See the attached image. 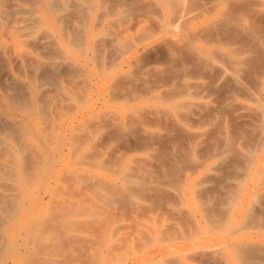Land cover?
Returning <instances> with one entry per match:
<instances>
[{"label":"bare ground","instance_id":"1","mask_svg":"<svg viewBox=\"0 0 264 264\" xmlns=\"http://www.w3.org/2000/svg\"><path fill=\"white\" fill-rule=\"evenodd\" d=\"M144 2H147L146 5H143ZM135 34L136 36L138 35L137 38H134ZM132 37L133 39H131ZM246 44H249V46L252 44V51L255 50L256 54L261 55L264 60V0H0V264H51L53 261L56 262L58 260V256H54L55 259L57 258L56 261L54 260L53 252L69 253L79 243L81 247L85 244V249L87 248L86 245H88L89 253L85 252L84 248L81 249L88 255L85 253L84 255L82 252H79V255L82 253L83 257L87 256L85 258L89 260V264H155V262L157 263V261L163 259V254L166 250L172 251L177 248H186L189 245L194 247L196 244L203 247L205 249H202L203 251L208 250V252H210L209 250L213 252L217 247L223 248L230 255L229 258L232 259V264H253L254 262L258 263V260L263 262L264 75L260 76L262 73L258 72V75L255 72V76L258 75L260 78H257V76L255 79H259V81L255 80L256 84L254 85L250 83V87L246 86L248 85L246 81L243 82L244 80L241 76L244 75L245 71L246 73L251 71L244 68L243 74L241 73L245 52L247 50L248 53L252 49H248ZM155 51L160 52L165 59L161 58V60L167 63L166 70H163L165 73L160 68L161 63H158L162 71L160 75L164 74L161 75V78H159V75L158 77L155 76V78L164 82L168 92L166 90V92H163L169 94L162 96L163 94L160 93L165 87L164 89L162 87L160 92L157 90L158 88L156 89L158 85H162L158 84L160 83L158 81L150 96H146L145 92H141V94L144 93L145 97L136 105L133 101L138 98L141 90H135L139 92L137 93L138 96L134 93L137 96L135 98L134 90L131 93L122 94V90H119L121 89L120 86L123 84L122 89H125L126 83H129L132 88L131 83H134L133 85L135 86V83H140L139 79L141 80L145 75L146 78L147 74H159V72L154 73L150 70V73L148 71V65L152 64V57L157 55H152ZM249 55L252 56V53L249 52ZM157 58L155 61L158 60ZM256 59L258 58L256 57ZM259 59L257 60L258 62L262 60ZM161 60L159 61L162 62ZM252 60L250 58V61ZM245 63L247 64V62ZM257 63L252 65V67L258 66ZM260 63L261 68L259 66L257 68L262 70L264 65ZM163 64L165 65V63ZM164 65L163 69L166 66ZM255 67L252 69L257 71ZM151 68L157 69L152 66ZM262 71L264 72V70ZM250 73L247 74L249 77ZM254 74L252 73V75ZM223 77H228L232 82L229 80L227 84ZM190 78H208L205 81L212 78L221 79L222 81L224 79V84L229 85L230 82L234 84L231 85L234 86L231 89L233 94L237 95V92L238 94L242 92V95L249 93L247 96H250L251 101L254 103V107H251L252 109L255 108L256 111L253 110L259 114L260 121L253 124L251 123L253 120H251L247 124L251 123V126L256 124L260 134L257 133L255 138L259 137V139H253L256 134H252V131L256 129L253 128V130L251 128L249 140L253 137L251 140H256L257 142L254 141L255 144L252 143L251 145H254H250L248 148L243 146V148L248 149V154L243 156L245 154L242 151L240 152L236 145H234L236 149L231 145L235 131H233V136L227 135L226 132L221 133V126H218L220 120H212L214 123L219 121L217 128L220 127L217 130L220 132V135L217 134L220 137H215V139L213 136L214 141L217 143L221 142L228 148L231 145L235 149L233 152H240V154L234 156V153L232 154L230 150L231 152H227L225 155H232L234 158L237 157V161L238 159L241 162L244 161L241 165L238 162L235 163L237 168L242 169H237L242 171V173L240 172L242 179L240 182L238 181L237 185L231 180L235 185L233 186L232 184L231 186L227 184L230 181L227 182V179H222L226 180L227 186H231L229 191L225 190V193L222 191L224 198L225 194L229 192L228 195L226 194L227 202L222 201L216 210L212 209L218 206L211 204L213 208L210 209L209 207L208 211H211L209 214L202 207L205 200L203 202L200 200L202 204L200 202L196 209H190L187 214L184 213L186 211L182 208L184 212L179 214L184 213L186 217L180 216L183 218L178 220L176 219L177 216H175L176 220L169 221L170 225L166 226L151 222V219L148 220L152 224L137 220V224L132 222L135 227L130 223L134 227H131L132 233H126L131 231L127 230L130 228L129 226H127V229L123 228L125 225L120 227V222L117 223L118 228L115 225L114 210L116 208L114 209V206L126 204L127 208L131 207L136 199L140 198L141 200L142 198L143 200V193L149 195L153 193V190L148 188L151 183H153L151 187L154 184L156 186L158 183H155L158 178L154 182L151 178L148 179L146 174L147 177L145 178V175L141 173L142 168L147 165L145 163L149 161L140 162L138 171L135 169L137 164L134 167L130 164L133 159L131 158L133 150L138 148V150L142 151L143 147H146L144 150L148 148L147 145L141 147L139 144L141 139L143 140L141 142H144L141 144H145L147 139L145 137L142 138V134L139 135L140 132L137 134L135 127L136 125H141L144 131L146 124L144 125L140 122V124H136L132 120L138 118L145 108L154 109L163 116L167 115L173 121L182 119L185 113L187 116L192 105L195 104L193 101H189L187 97L193 95L191 86L193 87L192 84L197 82L192 81L193 83H190ZM148 80L146 79V81ZM212 80L211 82L213 83L216 81V79ZM246 80L249 81L247 78ZM152 82L154 81L152 80ZM152 82L149 83L152 84ZM149 83L145 82L146 85ZM197 83L194 86L198 88L201 83ZM141 84L143 85V83H140V86ZM214 84L212 86L215 89L216 86ZM221 85L219 86L221 87ZM227 85L226 89H228ZM151 87L145 88L147 90L150 89V92L154 86ZM200 88L196 90L199 95H201ZM222 88L225 89V87ZM227 91L231 93L229 89ZM220 94H218V97ZM227 96L229 95L227 94ZM230 97L232 98L227 97L225 100L229 99L232 101L234 96L231 95ZM240 97L243 98L245 96ZM199 103L203 104L201 101ZM221 103H223L222 106L224 107V103L227 102L223 100ZM239 103L238 107L246 105L242 101ZM207 104L209 105V103ZM231 105L232 103L229 106L235 108L234 106L237 104ZM246 106L250 110V106ZM216 107L218 108L219 106ZM238 107L235 109H238ZM203 108L204 110H202ZM203 108L199 109L202 112L206 111V106ZM194 109L197 110V108H193V111ZM210 109L206 112L208 115L203 112L205 113V120L207 116L209 117ZM231 109L230 111L234 112L235 109ZM242 109L245 110L244 107ZM193 111L191 112L195 113ZM225 111L229 113V109ZM246 111H244V114ZM251 111H249L250 117ZM227 112L226 116H228ZM197 113L203 115L199 110H197ZM230 113L232 114V112ZM146 114L143 112V116H141L145 120L147 117L149 118V113ZM237 114L234 115L237 116ZM247 115L248 113H246ZM153 116H156V114H153ZM126 117L129 118L126 119ZM193 117L191 116L190 118H196ZM213 117L215 115L210 116V118ZM248 117L246 121H249ZM130 118L133 119L129 120ZM100 119L101 121L103 120L101 123ZM184 119H186V122L188 121L187 118ZM199 119L198 121L200 122L203 117ZM204 119L202 121H205ZM231 120H229V123L232 122ZM134 121L136 122L137 120ZM163 121L165 120H162V124H165ZM191 121L193 123L194 120ZM209 121L206 120L204 123L207 124ZM233 121L232 125L237 124V126L241 125L239 127H242L243 124L241 122L243 120H237L240 122H238L239 124L235 120ZM188 122L186 125H189ZM152 123L158 122L153 120ZM174 123L177 124L178 122ZM159 124L158 127H160ZM164 124L163 126H165ZM178 124L181 125L180 123ZM244 125L243 129L241 128L242 130L245 128ZM99 126L105 127L107 133L109 129L110 132L114 131L115 134H118L116 140L118 139L120 144L122 142H120L119 136L122 139L121 141L124 140L125 144H123V147L121 145L122 149H124L123 152L116 154L111 152L112 150L110 149L107 152L102 149L105 148V144V146L101 145V143L97 144V146L101 145L100 148L91 144V140L98 136ZM148 126H150L149 123ZM177 126L175 127L178 128ZM237 126H234V129L237 130L238 128L237 131H239L240 128ZM168 127H166L168 131L160 128L165 131V133L162 132L165 135L169 133V130H172L169 128H173V126ZM175 127L173 128V133L181 129L180 127L178 129ZM137 128L141 127L138 126ZM206 128L208 127L206 126ZM246 128L248 127L246 126ZM246 128L243 132H246ZM250 130H247L249 131L248 135ZM182 131L184 133L185 130ZM237 131L236 133H238ZM104 132L101 133L103 136L100 137L106 139L108 135L105 137L104 134L106 135V133ZM114 132L112 134L108 133V137L113 135ZM145 132L147 131L145 130ZM230 132L229 134H231ZM243 132L239 131L242 138L244 137L241 136ZM159 133L161 134V132ZM173 133L171 134V137H175L173 141H170V136L168 137L170 139L165 140L166 142L170 141V144H166L167 146L170 145L171 147V144H173L174 148L176 147L172 150V159L176 164L172 165L171 159L167 158L165 160L170 159V165L168 166L167 162L169 161H166L167 165L164 164L165 169H160L163 171L161 172L162 174L158 173L161 174V178L168 180L166 184L170 188L172 187L173 191L175 189L178 195H180L178 193L180 191L182 194L180 202L184 204L189 200L195 201L196 195L200 196L196 194L197 182H194L192 172L181 175L186 171L187 168L185 166L189 162V160L185 161L191 158L186 159L187 154L194 153L197 142L200 139L196 140V137L194 138L193 136L189 139L192 134L188 136V134L184 133L185 135H182L181 131L174 133L178 134L177 136H173ZM202 133L205 134L204 132ZM208 134L215 135L214 132H209ZM243 134L245 135L247 132ZM129 137L136 138L134 139L135 141L140 139L139 143L134 142L132 138V141H130ZM111 138L115 139L113 136ZM237 138L239 137L237 136ZM244 138L243 142L245 143L248 137ZM116 140L115 142H117ZM103 141L106 140L103 139ZM203 141L206 142L207 140ZM133 144H136L137 147ZM213 144L215 145L214 142ZM208 147L211 148V146H207L208 150ZM162 148L165 150L164 146ZM216 148L219 147L216 146ZM219 149L223 148L220 146ZM224 149L226 150L227 148ZM157 150H153L151 154L156 153ZM222 153H224L223 150ZM145 154L140 155L139 158L141 159ZM215 154L217 155L219 152H215ZM240 155L245 160L244 158L241 159ZM153 156L157 157V154ZM198 157L201 158L202 156L198 155ZM225 157L227 156H223V159H218L215 163L220 164L219 162H221L224 165L222 161L225 162V159H227ZM200 158L198 159L200 160ZM201 159L203 160L204 156ZM236 159L234 160L236 161ZM160 160H163V157ZM165 160L157 162L163 163ZM191 160L192 158L190 159L192 163ZM227 160H229V157ZM136 161L135 163L139 162ZM179 162L182 164H178ZM184 162L185 169L183 172V169H179L182 168L181 166ZM229 162L232 163L231 160ZM229 162L227 161L228 164ZM198 163L200 164L199 161ZM179 165L181 166L179 167ZM235 165L230 166L234 167L233 169L236 171ZM190 166L194 167L195 165ZM193 167L192 169H194ZM196 167L195 170L197 169ZM223 167L230 168L228 165ZM159 168L161 167L159 166ZM148 169L146 167L145 171L149 172L150 169ZM157 171L156 169L154 172L156 173ZM177 171L182 172H179V175L182 176L181 178H177ZM222 172L224 171L221 170V174ZM214 173L216 172L214 171ZM230 173L232 172L225 174L230 176ZM149 174H151V171ZM207 174L210 173L207 172ZM232 174L234 175V172ZM237 175L239 176L235 172V175L230 176V178H234ZM217 177L220 178L219 176ZM204 178L206 177L204 176ZM215 182L207 185L212 187V184L217 185ZM160 184L162 185V183H158L157 187ZM166 184L159 188L164 187ZM222 184L221 187L217 185L220 191L222 188L225 189L227 187H222ZM204 187L207 188V186ZM204 187L202 186L203 190L205 189ZM153 188L158 193V189L156 187ZM170 188L169 190H172ZM146 189L147 191L150 190V193H146ZM214 191L215 188L212 192L214 193ZM220 191L217 196L218 190H216V198L221 196L222 192ZM204 192L209 193L210 191L208 189V191L205 190ZM156 193L154 192L153 195ZM170 194L171 197L175 196L173 193ZM201 194L204 196L203 192ZM164 195H167V193ZM160 196L159 198L163 199V196H161L162 198ZM151 197L149 198L153 199V201H149L150 199L148 198L144 199H147L152 207L156 203H153L155 199L152 195ZM208 197L210 196L208 195ZM214 198L211 200L214 201ZM147 201L145 203L149 206ZM223 202H226L225 206H223ZM127 203H130V205ZM136 203L138 201L133 204L136 205ZM139 203L142 204L136 206L146 207L142 206L145 205L143 201ZM160 203V201H157L156 206ZM162 204H164V201L161 203V206L164 207ZM167 205L165 204V206ZM221 205L222 207H220ZM136 206L130 208L134 209L132 212L140 210V207ZM161 206L157 207L161 208ZM124 207L117 208L125 209ZM147 209L149 208L147 207ZM162 209L164 210L163 213L168 210ZM117 210L119 212L122 211L121 209ZM147 211L145 212L146 214ZM175 211L177 212V209ZM138 212L140 214V211ZM115 215L118 216L117 213ZM126 215L128 216L129 214ZM204 216L205 223H203L204 220H201ZM129 217L126 218L128 219ZM158 217H160V213ZM118 218H121V216ZM126 218L122 219L125 224L124 219ZM148 218H151V216ZM123 221H121L122 225ZM120 228H123V231L126 229V234ZM122 234L124 235L122 236ZM19 236L20 239L23 236V242H19ZM87 236L92 239V247H90L89 243L86 244V241L84 243L79 240ZM259 241L263 245L257 246L260 243L257 244L256 242ZM30 243L33 245H30ZM22 245L27 251L21 250ZM34 245L35 247H31ZM213 245L219 246H214L213 249ZM199 249V247L195 248L197 252L201 250ZM78 250L81 251L79 248ZM216 251L215 254L218 255ZM218 251V256L220 257L222 250ZM208 252L207 255H210ZM38 253L45 254V257L42 254V257L39 255L41 258H38L39 256L35 258L34 256H37ZM68 253L67 256L73 259ZM179 253H174L178 259L174 257L176 259L173 258V260H176V264L177 262L178 264L183 262L185 264V253L184 255ZM193 253L195 254V252ZM222 253L224 252L222 251ZM170 254L168 260L171 258ZM201 254L198 253L200 256ZM207 255L205 254L204 256L206 257ZM82 256L80 255V258ZM196 256L186 257L187 259L192 258L190 260L192 261ZM200 256L198 261H200ZM66 257L64 256L65 259L69 258ZM201 257L203 258V256ZM221 258L220 261L222 259L224 261V258ZM75 259H69V262L67 261L68 263H66L74 264L77 260ZM165 260L164 263L167 264L168 261ZM173 260L168 263L172 264ZM71 261L73 262L71 263ZM193 261L197 262V260ZM77 262L75 264H78ZM223 263L226 264L227 261Z\"/></svg>","mask_w":264,"mask_h":264},{"label":"rangeland","instance_id":"2","mask_svg":"<svg viewBox=\"0 0 264 264\" xmlns=\"http://www.w3.org/2000/svg\"><path fill=\"white\" fill-rule=\"evenodd\" d=\"M144 3H145V2H144ZM144 3H143V5H146L147 2H146L145 4H144ZM137 36H138V35H137ZM137 36H136V34H135L134 38H137ZM131 39H133V37H132ZM246 45H247V44H246ZM251 45H252V44H251ZM251 45L249 46V44H248L246 47H247L248 49H251V48H252ZM249 47H250V48H249ZM247 48H246V49H247ZM252 50H253V48H252L251 50H249V52L252 53V56H250L251 54L249 55V52L247 53V50H246V52H245L246 54H245V56H244V63H243L242 66H241V73H242V74H243L242 71H244V68H245V70H251V71H250L251 73H250L249 71H247V73H246V71H245L246 74L244 73V75L241 76L242 79L244 80L243 82L246 81V84H248V85L245 84V85L248 86V87H250L251 84H253V85L256 84V81H259V79H258V80L255 79V78L259 75L258 72H260V74L262 73L260 76L264 75V72L262 71V70H264V66H263L262 70L260 69L261 71L259 70V68H257L258 66L260 67V65H259L260 62H261V63H260L261 65H264V60L262 59L261 55H259L258 53L256 54L255 50H254V51H252ZM253 53H255V54H253ZM154 54H155V55L157 54V55L155 56ZM247 54H248V55H247ZM152 55L155 56V57H152V59H151V60H152V61H151L152 64L150 63V64L148 65V68H149L148 71L150 72V70H151V72H154V73L159 72V74H158V73H157V75H156V74H154V75L150 74L151 76H150L149 74H147V77H146V78H145V76H146V75H145L144 77H142L141 80L139 79V81H141L140 83H143V85L141 84V86H140V83H137V82H136L137 85H136V83H135V86L133 85L134 83H131V84H132V88H131L130 84H129V83H126V85H125V89H124V88L122 89L123 84H121V85H122V86H120L121 89H119V90H122V91H121L122 94H126V92H127V93H131L132 90H134V91H135V90H138V91L141 90L139 96L137 95V93H139L138 91H135V92L133 91V94L136 93V95L138 96V98H137V96L134 94V96H136L135 98H137V99H136L135 101H133V103H134V104L136 103V105L142 101L143 97H145V96L143 95L144 93L141 94V92H145V94H147L146 96H150L151 93L153 92L154 88L157 86L156 83H157L158 81L160 82V83H158V84H162V85H158V86L156 87V89L158 88L157 90L160 92V91H161V88L163 87V89H164V87H165V89L162 90V92H160V93L163 94L162 96H164V95H166V94H167V95L169 94V93H166V94H165V92H166V91L168 92V90H167L166 85L164 86V82L158 80V78H157V79L155 78V76L158 77V75H159V78H161V75H163V74L165 73L164 71H165L166 68H167V63H166L165 61L163 62V60H165V59H164V57H162V54H161L160 52L155 51V53H153ZM258 55H259V56H258ZM246 56H247V58H246ZM156 57H158V58H157V59H158L157 61H155V60H156ZM256 57H257L258 59L260 58L259 60H261V59H262V60L258 62V61H257L258 59H256ZM159 58H160V59H159ZM161 58H162L163 60H161ZM250 58H251V60L253 59L254 61H253V60H252L253 62L250 61ZM255 59H256V60H255ZM153 60H154L155 62H154ZM159 60H161L162 62H160ZM256 61H257L258 63H257ZM262 61H263V62H262ZM245 62H247V64H246ZM251 62H252V63H251ZM254 62H255V63H254ZM158 63H159V64L161 63V64H160L161 67L159 66ZM163 63H165L166 66H165ZM253 63H254V64H253ZM256 63L258 64V66L256 65V67H255V66L252 67V65H255ZM162 64L165 66L164 69H163V65H162ZM249 65H250V66H249ZM151 66L154 67V68H157V69H159V70H157V69L154 70V69L151 68ZM247 66H248V67H247ZM159 67L162 69V71L164 70V71H163L164 73L161 74V75H160V73H162V71L160 70ZM254 67L256 68L257 71H254L255 69H252V68H254ZM247 68H248V69H247ZM260 68H261V67H260ZM252 70H253L254 72H253ZM151 72H150V73H151ZM255 72H256V74H258L257 76H255V75H256V74H254ZM249 73H250V77H249V75H247V74H249ZM252 73H253L254 75H252ZM148 75H149V77H151L152 79L149 78ZM245 75H247V77H245ZM153 76H154V77H153ZM253 76H254V78H253ZM260 76H258L257 78H260ZM243 77H244V78H243ZM248 77H249V78H248ZM251 77H252V78H251ZM223 78H224V77H223ZM227 78H228V77L224 78L225 81H226V83L230 80L229 78H228V79H227ZM246 78H247L249 81H247ZM146 79H149V80L146 81ZM207 79H208V78H205V79H201V78H190V79H189V82H190V83H193L192 81H194V82L197 81V82L201 83V85L199 84V86H200L201 88H203V90H201L200 87L197 88V87L194 86V84H198L197 82L194 83V84H192L193 87L191 86V92H192L193 95L190 96V97H187V98H188L189 101H193L195 104L192 105V108H191V110L189 111L190 114H189V112H188V115L186 116V113H185V116H186V117L183 116L182 119H179L178 121H173V120H172L170 117H168L167 115H164V116H163L161 113H158V112H157L156 110H154V109L152 110L151 108H145L144 110H146V111L143 110V111L141 112V114H140V116H139L140 118H139V117H138V118H134V117H133V118H134V119L132 118L133 120H132L131 118L129 119V120H132V122H133V123H136V124H138L139 122H140V123H143L144 125L146 124V126H144V128H146L145 130H146L147 132H145V130L143 131L141 125H136V126H135L136 129H137V130H136L137 134H138V132H140L139 135L142 134L141 137H142V138L145 137V138L147 139V140H146V139L144 138V139L146 140V141H145V144H141V143H144V142H141V141H143V140L141 139L140 136H139V138H140L141 140H140V139H137V141L134 140V139H136V138H134V139H133V137H131V138L133 139L134 142H138V143H139V140H140V143H139V144L141 145V147H142L143 145H147V146H148V148H147L146 150H144L146 147H145V148L143 147V150H142V151H140V149L138 150V148H137L136 150H133L132 153H131V156H132L131 158H133V159L131 160L130 164H131V166L133 165L132 167H134V166L137 164V166L135 167V169L138 171V165H139L140 162H141V163H145V162H148V161H149L148 163H145V165L147 164L146 167H147V169H148V168L150 169L151 174H149L150 171H149V172H148V171H147V172L145 171V170H146V167H145V168H142L141 173H142L143 175L146 174L148 177L145 175V178H146V177H147L148 179L151 178L154 182L156 181L155 179H157V178L159 179V178H160L159 181H158V179H157V181H156L155 183H157V182H158V183H162V185L168 183V180H167V179H163V178H161V174H162L161 172H163V171H161L160 169H162V168L165 169L164 164H166L165 162H166V161H169L170 159H171V164H172V165H175V164H176L175 161L172 159V156H173V155H172V150L175 149L176 147L174 148V145H173V144H171V145H172L171 147H170V145H168L169 147L166 145V144H168V143L170 144V141H173V139L175 138V137H174V138L171 137V134L173 133L172 131L174 130L173 128H174L176 125H178L177 127H178V128L180 127L181 129L179 130L178 128L175 127L176 129H178V130H176L177 132H180V131H181V132H182V135L185 133V134H188V136H189L190 134H192L191 136H189V139H191L192 136H193L194 138L196 137V140H199V139H200V140L197 142V143H198V144H197L198 146L196 145V148H195L194 153H189V154H187V156H186V159L189 158V157L192 158V160H191L192 163L190 162V159H191V158H189V159H187V160L185 159L186 161L184 160L185 162H187V161L189 160L188 164L186 163V166H187V167L185 166V162H184V164H183L182 166L179 165V167H180V166L182 167V168L179 169V170H182V169H183V172H184V169L187 168V169H186L187 172H186V171H185L184 173H182L181 171H179V172L182 173V174H181L182 176H183L185 173H191V172H192L191 174L193 175V180H194L195 183L197 182V183H196V186H197V187H196V190H197V191H196V192H197L196 194L200 195V196L203 197V198L201 199L200 196H197V195H196V196H195V201H190V200H189L188 202H185V203L183 204V203L180 202V199H181L180 196H182V194L180 193V191H178V193L180 194V195H178L177 192L175 191V189H174V191H173V188H172V187H171L172 190H169L170 187H169L167 184H166L167 186L164 185V187L159 188V187H161L162 185L160 184L159 187H157V186H158V183H157L156 186H155V184L153 185V187H156V188L158 189V191H157L158 193H156V191H154L155 188L151 187V186H152L151 184H153V183H151V184H150V187H151V188H150V187H148V188H149V189H152L153 191H152V190H151V191H152L153 193H154V192L156 193V194H154L155 196L153 195V193H151V195H152L153 198L155 199L153 203H156V204H157V201H158V202L160 201L161 203H162V201H164V204H162V205H164V207L161 206V203L159 204V205L161 206V208L159 207L160 209L157 207V206H159V205L156 206V204H153V203H152L153 205H152V207H151V206H150L151 203H149V202L147 201V199H144V198H148V199H150L149 201H153V199H151V198H152L151 195H149V194H144V193H143V195H142L143 200H142V198H141V200H140V198H138V199H136L135 201H138V203H136V205H139V204L141 205L142 203H139V202H141V201H143V204H144L146 201L149 203V206H150V207L147 206V203H145V205H142L143 207L146 206V207H145V208H146V211L149 210V211H147V214L145 213V212H146V211H145V208H142L141 206H136L135 204H133V203H135V201H133V203L131 202V203H132V206H131V207H135V206H136V207H140V208H139L140 210H138V208H136V210L140 211V214H141V215L139 214L138 211H137V212H136V211L132 212L134 209H130V208H131L130 206L127 208V207H126V204H123V206H125V207H124L125 209L117 208V207H123L121 204H120V206H119V204L117 203L118 205L116 204L117 206H114V209L116 208L115 210H117V209H121V210H122L121 212H119L118 210H117V211L114 210V222H115V225H116L117 228H118L119 226H120V227H123V226L125 225V227H123V228H126V229H127V226H129L130 228L127 229V230H131L132 228L135 227V225H133L132 222L135 224L136 221L138 220V221H140V222H141V221H145V222L148 223V224H152V223H150V221H149L150 219H151V222H156V223H158V224H164V225H166V226H167V225H170V222H172V221H174V220H176V219L180 220V218H183V217H180V216H185L184 213L187 214V213H188L187 211H189L190 209H196V207H198L197 205L201 202L200 200H202V202L205 200L203 204H202V202H201L202 207H204L203 209H204V210H207V212L210 214L211 211L209 212L208 209H209V207H210V209L213 208V206H215V205H213V204H216V206H218L219 204L222 203V201H226V202H227V198H226V197H227V195L229 194V192H228V194L226 193L227 195L225 194V198H224L223 196H224L225 190L229 191V189H230L229 187H231L232 184H233V186H235L234 183H232V182H235V184L237 185V184L241 181V179H242V178H241V177H242V174H241L242 171H239V170H242V169L237 168V166L235 165V163L238 162V164L241 165V164L244 163V161L241 162V161H239V159H238V161H237V159H236L237 157L234 158L232 155H229V156H228V155H225V153H227V152L229 153V152L232 151V154H233V153H234L233 150L235 151V149L237 148L240 152L242 151V152L245 154V155H243V156H246V154H248V149H245L246 146H247V148H248L252 143L255 144V142H257L256 140L259 139V137H256V138H258V139H256L255 136H257V133L260 134V131L257 129L256 124L251 126V123L254 124V123H257L258 121H260V119H259L260 116H259V114H258L257 112H255V111H256L255 108H253V109L255 110V111H254V110L252 109V107H251V106L254 107V103L251 101L252 99L250 98V96H247L249 93H248V94H245V95H242V92H240L239 94H241V95H239L238 92H237V93H236L237 95H235V94H233V93L231 92V89L234 88V86H231V85H234L233 83H231V82H232L231 80H230V81H231L230 84L227 85L229 82H228L227 84H226V83L224 84V82H225L224 79H223V81H222L221 79L212 78L213 80H212V79H209V80H208V81H210V82L205 81V80H207ZM215 79H216V81H214ZM250 79H252V81H250ZM253 79H254V80H253ZM152 80H153L155 83L152 82ZM211 80L214 81L215 84H214L213 82H211ZM220 80H221V81H220ZM255 80H256V81H255ZM137 81H138V80H137ZM139 81H138V82H139ZM253 81H254V83H253ZM145 82H148V83H149V82H152V84L149 83L148 85H146ZM219 82H220V84H218ZM153 83H154V84H153ZM250 83H251V84H250ZM257 83H258V82H257ZM155 84H156V85H155ZM213 84L216 86L215 89H214V87L212 86ZM221 84H222L223 86H222ZM204 85H205V86H204ZM208 85H209V86H208ZM210 85H211V87H210ZM217 85H218V86L221 85V87H220V86L218 87ZM226 85L228 86L227 88L230 90L231 93H229V91H227L228 89H226ZM249 85H250V86H249ZM253 85H252V86H253ZM126 86H127V87H126ZM136 86L138 87V89H137ZM143 86H144V87H143ZM150 86H152V87L154 86V87H153V88L151 87V88H152V89H151L152 91L149 92L150 89L147 90L146 88H149ZM196 86H198V85H196ZM202 86H203V87H202ZM207 86H208V87H207ZM229 86H230V87H229ZM135 87H136V88H135ZM145 87H146V88H145ZM159 87H160V88H159ZM204 87H205V88H204ZM206 87H207V89H206ZM222 87H225V89L222 88ZM126 88H127V89H126ZM129 88H130V89H129ZM139 88H140V89H139ZM196 88H197V89L200 88V91H201L200 94H201V95H199V93H196V92H197V91H196V90H197ZM144 89H145V90H144ZM222 89H223V90H222ZM143 90H144V91H143ZM165 90H166V91H165ZM194 90H195V91H194ZM213 90H214V91H213ZM220 90H221V91H220ZM225 90H226V91H225ZM128 91H129V92H128ZM163 91H165V92H163ZM124 92H125V93H124ZM170 92H171V91H170ZM193 92H194V93H193ZM198 92H199V91H198ZM208 92H209V93H208ZM224 92H225V94H224ZM243 92H244V91H243ZM206 93H208V94H206ZM220 93H221V94H220ZM215 94H216V95H215ZM218 94H220V95H222V96L219 95V97H218ZM223 94H224V95H223ZM227 94H228L229 96H227ZM243 94H244V93H243ZM142 95H143V96H142ZM167 95H166V96H167ZM225 95H226V96H225ZM231 95L234 96L233 99H232V101H230L229 99L226 101L225 99H227V97H229L230 99L232 98V97H230ZM140 96H141V97H140ZM201 96H202V97H201ZM203 96H204V97H203ZM223 96H224V98H223ZM240 96H245V97L242 98V97H240ZM139 97H140V98H139ZM246 97H247V99H245ZM210 98H211V100H210ZM220 98H221V99H220ZM249 98H250V100H249ZM190 99H191V100H190ZM223 100H224L225 102H227V103H224V104H225L224 107L222 106L223 103H221ZM197 101H198V102H197ZM200 101L203 102V104H202V103H199ZM220 101H221V102H220ZM228 101H230V102L232 103L233 106H234V104H235V105L237 104V105H236L237 107H238V103L242 101V102H244V104L250 106V110H248L249 108H247V106L244 105V104H243L244 106H241V105H242L241 103H239V104H241L240 107H238L239 110H238V109H235V108H237L236 106H234L235 108H232V107L229 106L231 103H230V102L228 103ZM238 101H239V102H238ZM196 102H197V104H199V105H197ZM219 102H220V103H219ZM235 102H237V103H235ZM207 103H209V105H208ZM218 103H219V104H218ZM226 104H227V105H226ZM202 105L206 106V109H205L206 111H203V112H205V113L207 112V110L210 109V107H212V108L210 109V112L208 111V112H209V117L207 116L208 113H206V114H207V115H206V116H207V119H206V120H207V121L211 120V121L207 122V124L204 123V122H206V120L204 119V118H205V115H204L205 113L202 112V110H204V108H203L204 106L202 107ZM232 105H231V106H232ZM197 106H198V107H197ZM207 106H209V107H207ZM216 106H219V107L217 108ZM249 106H248V107H249ZM225 107H226V108H225ZM242 107H244L245 110H243ZM193 108H197V110H199L200 113H203V115H200L199 113H197V114H199V115H197V114H196L197 110L194 109V111H193ZM199 108H203V109L200 110ZM207 108H209V109H207ZM214 108H216V109H214ZM224 108H225V109H224ZM231 108H232V109H231ZM218 109H219V112H218ZM223 109H224V111L229 109V113L232 112V114H233V113H234V114H237L239 111H240V112L242 111V112H241V113L239 112V113L237 114V116L239 117V118H238L236 115L233 114V115H234V116H233L231 113L229 114L227 111H225V113H223V112H224ZM230 109H231V110L235 109V110H234V112H233V111H230ZM246 109H247V111H246ZM148 110H149V111H148ZM215 110H216V111H215ZM251 110L254 111V112H252ZM191 111H193V112H195V113H192ZM211 111H212V112H211ZM244 111H246L245 114H244ZM249 111H251V114H250V115H251L252 118L249 116V113H250ZM107 112H108V111H107ZM143 112H145V113H147V114L149 113L148 115H149V118H151V119H149L148 117H147V118L145 117V118H146V120H145L144 117H141V116H143V115L145 116V114L142 115ZM213 112H214V114H213ZM226 112H227V115H228V116H226ZM236 112H237V113H236ZM210 113H212V114H210ZM246 113H248L247 116H246ZM147 114H146V115H147ZM153 114H156V116H153ZM195 114H196V115H195ZM239 114H240V115H239ZM241 114H242L243 116H242ZM190 115H191L192 117L194 116V117H196V118L193 117L194 119H192V118H190V117H191ZM214 115H215V117L210 118V116L212 117V116H214ZM218 115H219V117L217 118ZM229 115H230V116L232 115V116H231V119H232V120L230 119V116H229ZM256 115H257V117H256ZM158 116H159V117H158ZM188 116H189V117H188ZM200 116H202L203 119H204L205 121H202V120H203V119H202V120H201L202 122L200 121V122H201V123H200V122L198 121V120H200L199 118H202V117H200ZM222 116H223V117H222ZM248 116H249V117H248ZM253 116H255V118H253ZM258 116H259V117H258ZM152 117H153V118H152ZM154 117H155V118H154ZM160 117H161V119H160ZM162 117H163V118H162ZM220 117H221V118H220ZM228 117H229V118H228ZM235 117H236V118H235ZM247 117H248L249 121H248V120L246 121V118H247ZM105 118H106V117H105ZM127 118H129V117H126V119H127ZM168 118H169L171 121H170ZM184 118H187V120L189 121V122L187 121V122L189 123V125H186L187 122H186V119H184ZM216 118H217V119H216ZM227 118H228L229 120L232 121V122H231L232 124L234 123L233 120H235V122H237V123L239 122V121H237V120H239V119H240V121L243 120V122H241V124H243V125L245 124V125H244L245 128H246V126L248 127V128H246V132H247V134H245L246 136L248 135V132H249V131H247V130H248V129L250 130L251 128H252V129L255 128V129H256V130H255L256 133H254L255 131L250 130V133H249V135L247 136V137H248V138H247V137L243 134V133H246V132H243V131L245 130V128H244V130H242V129H243V125H242V127H239V126H241V125H238V126H237V124H236V125H232L231 123H229V120H228ZM242 118H243V119H242ZM244 118H245V120H244ZM250 118H251V119H250ZM126 119L124 118V120H126ZM147 119H148L149 121H148ZM195 119L197 120L196 122H195ZM241 119H242V120H241ZM129 120H128V121H129ZM134 120H137V121L135 122ZM153 120H156V122L160 123V124H159L160 127H158V123H154V124H153V123H152ZM162 120H165V121H163V122H165V124L163 123L165 126H163V124H162ZM191 120H194L193 123H191V122H192ZM212 120H214V121L220 120V124H219V121H218V123H217V122L214 123V121H212ZM222 120H223V121H222ZM251 120H253V121H252L250 124L248 123V124H249V125H248L247 122H250ZM255 120H256V121H255ZM102 121H103V120H102ZM102 121H101V119H100V123H101ZM147 121H148V122H147ZM160 121H161V122H160ZM167 121L170 123V126H169V123H168ZM227 121H228V122H227ZM254 121H255V122H254ZM174 122H176V123L178 122V123H180L181 125H179L178 123L175 124ZM184 122H185V123H184ZM103 123H104V122H103ZM103 123H102V124H103ZM140 123H139V124H140ZM148 123L150 124V126H151V124H153L152 126L155 127V128L153 129L152 126H151V127L148 126ZM239 123H240V122H239ZM239 123H238V124H239ZM102 124H101V125H102ZM107 124H108V123H107ZM156 124H157V125H156ZM161 124H162V127H161ZM171 124H172V125H171ZM184 124H185V126H184ZM202 124H203V125H202ZM217 124H219L218 126H221V129H220V127L217 128V127H218ZM221 124H222L223 126H222ZM154 125H155V126H154ZM167 125H168L169 127L173 126V128H169ZM182 125H183V126H182ZM194 125H195V126H194ZM227 125H229L230 128H229V126H228V129H227ZM138 126L141 127V128H137ZM190 126H191V127H190ZM192 126H193V127H192ZM206 126H207L208 128H206ZM234 126L239 127V128H240L239 131L241 130V132H243L241 136H244L245 138H247V140H245V141H246L245 143L243 142V138H244V137H243V138L240 137V133H239V131H237L238 128H237V130H236V129H234ZM249 126H251V127H249ZM164 127H165V128H164ZM166 127H168L169 129H172V130H169V133L166 132V133L170 134V135L166 134V135H168V136H166V135L164 134L165 131H162V129H163V130H167ZM214 127H215V128H214ZM222 127H223V128H222ZM232 127H233V128H232ZM106 128H108V127H106ZM160 128H162V129H160ZM216 128H217V129H216ZM241 128H242V129H241ZM215 129H216V130H215ZM219 129H220V132H221V130H222L221 133L226 132L227 135H229V136H230V135L233 136V135H234V132H233V131H235V135H234V137H233V141H231V145H233V147H234V145L237 146V147L235 146L236 148L234 147L235 149H233V147H231L230 144H229V145H230V148H231V149L228 148V147H226L225 145H223V143H221V142L217 143L216 141H214V138H215V137H216V138H217V137H220V136H218V135H220V132L217 131V130H219ZM159 130H160V131H159ZM182 130H185L184 133H183ZM195 130H196V131H195ZM197 130H198V131H197ZM228 130H229V131H228ZM253 130H254V129H253ZM103 131H105L104 133H106V135L104 134L105 137H106L107 135L109 136L108 133H111V134H112V132H114V131H111V132H110V130L108 129V133H107V132H106L107 130L105 129V127L99 126V133H98V136H97V138H95V139L93 138V139L91 140V144H92V145L94 144L95 146H97V144H100V143H101V145H103V146L106 145L105 148H102V149H103V150H106L107 152H109L110 150H112L111 152H115L116 154H117V153H118V154L121 153V151L123 152L124 149H122V147H123V144H125V142H123L124 140L121 141L122 139H121L120 136H119L120 142H122V144H120L119 141H118V139L116 140V137H118V134H115V132L113 133V135H110V137L107 136L106 139L103 138V137H100V136H103V134H101ZM153 131H154V132H153ZM158 131L161 132V134H160ZM167 131H168V130H167ZM176 131H174V133H176ZM200 131H201V132H204L205 134H203V133L201 134ZM230 131H231V132H230ZM236 131H237L238 133H236ZM251 131H252V134H256V135H254V136L252 135L254 138L251 137V139L253 138V139H256V140H251V139H250L251 142H249V141H250V140H249V138H250L249 136H251ZM136 132H135V135H136ZM156 132H157V133H156ZM162 132H164V133H162ZM191 132H192V133H191ZM194 132H195V133H194ZM196 132H197V133H196ZM199 132H200V133H199ZM209 132H210V133L214 132L215 135H214V134H211V135H210V134H208ZM229 132H230L231 134H229ZM232 132H233V133H232ZM174 133H173V136H177V135H178V134L176 135V134H174ZM152 134H153V135H152ZM185 134H184V135H185ZM194 134H195L196 136H195ZM206 134H208V135H206ZM217 134H218V135H217ZM237 134H238V135H237ZM131 135H133V134H131ZM162 135H163V136H162ZM204 135H206V136H204ZM111 136L115 137V139H114V138H111ZM136 136H137V135H136ZM157 136H158V138H157ZM169 136L171 137V139L168 138ZM213 136H214V138H213ZM232 136H231V137H232ZM237 136H238L239 138H237ZM161 137H162V138H161ZM186 137H187V135H186ZM197 137H198V138H197ZM131 138L129 137L130 141H132ZM137 138H138V136H137ZM159 138H160V139H159ZM163 138H164V139H163ZM187 138H188V137H187ZM216 138H215V139H216ZM245 138H244V139H245ZM97 139H99V140H98L99 143L97 142ZM100 139H101V140H100ZM103 139L106 140V141H103ZM107 139H108V140H107ZM112 139H114V140H112ZM148 139H151V140H148ZM165 139H166V140H167V139H170V141H167V142H166ZM115 140H116L117 142H115ZM164 140H165V141H164ZM202 140H207V141H206V142H205V141L202 142ZM107 141H108V142H107ZM110 141H112V142L110 143ZM150 141H152V143H150ZM210 141H212V142L210 143ZM247 141H248L250 144H249ZM254 141H255V142H254ZM95 142H96V143H95ZM134 142H133V143H134ZM146 142H147V144H146ZM148 142H149L150 144H152L151 147H150V144H149ZM156 142H157V143H156ZM204 142H205V144H204ZM207 142H209L210 144L207 143ZM213 142L215 143V145L213 144ZM239 142H240L241 144H240ZM102 143H103V144H102ZM109 143H110V144H109ZM171 143H172V142H171ZM202 143H203V144H202ZM206 143H207V144H206ZM104 144H105V145H104ZM136 144H137V143H136ZM136 144H133V145H134L135 147H137ZM201 144L203 145V147H201V146H202ZM208 144H209V145H208ZM245 144H246V145H245ZM247 144H248V145H247ZM254 144H253V145H254ZM101 145H100V146H101ZM114 145H115V146H114ZM121 145H122V147H121ZM137 145H138V144H137ZM140 145H138V146H140ZM200 145H201V146H200ZM241 145H242V146H241ZM253 145H251V146H253ZM98 146H99V145H98ZM98 146H97V147H98ZM100 146H99V148H100ZM116 146H117V148H116ZM118 146H120V147L118 148ZM162 146H164L165 150H163ZM166 146H167V147H166ZM207 146H211V148L208 147V148H209V150H208V149H207ZM216 146L219 147V148H220V146H221L223 149L216 148ZM243 146H244L245 148H243ZM113 147H114V148H113ZM160 147H161V148H160ZM204 147H205L206 150L204 149ZM111 148H112V149H111ZM150 148H152L153 150H155V149H156V150H157V149L159 150L158 153H157L158 150L156 151V153L154 152L155 154H157V157H156V156H153V155H155L154 153L151 154V152H153V150H152V149L150 150ZM167 148H168V149H167ZM202 148H203V149H202ZM224 148H227V149H226L227 151H226ZM109 149H110V150H109ZM113 149H114V151H113ZM211 149H212V151H210ZM217 149H218V151H216ZM160 150H161V153H160ZM169 150H170V151H169ZM214 150H215V151H214ZM222 150L224 151V153L221 154ZM230 150H231V151H230ZM175 151H176V150H175ZM175 151H173V152L175 153ZM196 151H197V152H196ZM209 151H210V152H209ZM220 151H221V152H220ZM236 151H237V150H236ZM239 151H238V152H239ZM146 152L148 153V155H147ZM166 152H167V153H166ZM207 152H208V153H207ZM215 152H216V153L219 152V154L216 155ZM240 152H239V153L236 152L237 154L234 153L233 155H234V156H238V155L240 154ZM245 152H246V153H245ZM145 153H146V154H145ZM170 153H171V154H170ZM174 153H173V154H174ZM195 153H196V154H195ZM204 153H205V154H204ZM209 153H210V154H209ZM142 154H145V156L147 155L146 158H144L145 156H144V157L142 156L141 159H140L139 156L142 155ZM241 154H242V153H241ZM151 155H152V156H151ZM189 155H190V156H189ZM198 155H201L202 157L204 156V159L206 158L205 160L203 159L204 162H203V160L201 159L202 157L200 158V157H198ZM159 156H160L161 159H162V157H163V160H165V159H167V158H170V159L165 160L163 163H162V162H161V163H160V162L158 163L157 161H163V160H160ZM223 156H227V157H225V158L228 159V157H229V160H231L232 163H230L229 160H227V159H225V158H224V159H225V162L222 161V163H224L225 166L228 165V167H230V168L223 167L224 165L221 164V162H219V161H218V162H219L220 164H218V163L216 164V163H215V162H217L218 159H220V160L223 159V158H222ZM134 157H135V158H134ZM165 157H166V158H165ZM232 157H233L234 159H236V161H235ZM240 157H241V159L244 158V157H242V155H240ZM138 158H139V159H138ZM198 158H200V160H199ZM134 159H136V160L139 161V162H138V163H135L136 160L133 161ZM143 159L146 160V161H144ZM147 159H148V160H147ZM151 159H152V160H151ZM141 160H142V161H141ZM172 160H173V162H172ZM201 160H202V161H201ZM226 160L229 162V164L227 163ZM244 160H245V158H244ZM137 161H136V162H137ZM151 161H152L153 163H152ZM198 161L200 162V164L198 163ZM233 161H235V162H233ZM156 162H157L158 164H157ZM181 162H183V161H181ZM181 162H179L178 164H182ZM134 163H135V164H134ZM149 163H150V164H149ZM151 163H152L153 165H152ZM194 163H195V164H194ZM159 164H160V165H159ZM167 164H168V166H169V165H170V161L167 162ZM167 164H166V165H167ZM197 164H199L200 166L197 165ZM212 164H213V165H212ZM155 165H157V166H155ZM190 165H195L194 167L192 166L194 169H192V167H191ZM201 165H202V166H201ZM222 165H223V166H222ZM230 165H231V166H232V165H233V166L235 165V166H236V167H235L236 171L233 169L234 167H231ZM159 166H160L161 168H159ZM163 166H164V167H163ZM184 166H185V168H184ZM196 166H198V167H196ZM152 167H154L153 170H152ZM179 167H178V168H179ZM195 167L197 168L196 170H195ZM158 168H159V169H158ZM213 168H215V170H213ZM133 169H134V168H133ZM149 169H148V170H149ZM156 169H157L158 171L155 173L154 171H156ZM237 169H239V170H237ZM136 170H134V171H136ZM221 170L224 171V172H222V174H221ZM142 171H143V172H142ZM189 171H190V172H189ZM214 171H215L216 173H214ZM225 171H226V172H225ZM158 172H160L161 174L158 173ZM177 172H178V171H177ZM179 172L176 174V175H178L177 178H181V177H182L181 175H179V174H180ZM203 172H204V174H202ZM207 172L210 173V174H207ZM227 172H232V173L234 172V175H235V172H236L237 174H239V176L237 175V176H235L234 178H233V177L230 178V176H234V175H233L232 173H230V176H229V174H228V176H226L227 174H225V173H227ZM238 172H239V173H238ZM240 172H241V173H240ZM141 173H140V174H141ZM153 173H154V174H153ZM175 173H176V172H175ZM219 173L221 174V176H220ZM223 173H224V174H223ZM142 174H141V175H142ZM217 174H218V175H217ZM231 174H232V175H231ZM202 175H203V176H202ZM208 175H209V176L211 175L210 177H212L213 180H212V178H210ZM240 175H241V177H240ZM157 176H159V177H157ZM204 176H205L206 178H204ZM215 176H216V177H215ZM217 176H219L220 178H218ZM222 176H224V177L222 178ZM143 177H144V176H143ZM207 178H208V179H207ZM209 178H210V179H209ZM216 178H217V179H216ZM224 178L227 179V182L230 181V183H227L226 180H222V179H224ZM229 178H230V179H229ZM232 178H233V179H232ZM198 179H199V180H198ZM206 179H207V181H206ZM214 179H216V180H214ZM162 180H163L164 182H163ZM197 180L199 181V183H198ZM208 180H209V181H208ZM231 180H232V182H231ZM160 181H161V182H160ZM215 181H217V182H215ZM238 181H239V182H238ZM205 182H206V183H205ZM214 182L217 183V185H219L220 187H221V184H222V183H223V184H222V187L227 186L226 183L229 184V185H231V186L228 185L225 189L222 188L223 190L220 188V189H221V191H220L219 188H218L219 186L217 187L216 184H212V187H211L210 185H207L208 183L211 184V183H214ZM224 183H225V184H224ZM198 184H199V185H198ZM203 184H204V185H203ZM205 184H206V185H205ZM201 185H202L203 187H204V186H207V188L204 187L205 189L203 190ZM213 186H215V187H213ZM167 188H168V189H167ZM171 188H170V189H171ZM198 188H199V189H198ZM214 188H215V191H214V193H213L212 191L214 190ZM164 189H165V191H164ZM208 189H209L210 192H209V193H208V192L205 193L204 191H205V190L208 191ZM212 189H213V190H212ZM168 190H169V191H168ZM216 190H218V193L216 192ZM145 191H146V193H147V192L150 193V190L147 191V189H146ZM172 191H173V192H172ZM219 191H220V192L223 191L224 193L222 192L223 194L221 193V194H220L221 196H219V197L216 198L215 193H217V196H218ZM227 191H226V192H227ZM160 192H161V193H160ZM174 192H175V193H174ZM202 192H203L204 196L201 194ZM159 193H160V194H159ZM166 193H167L168 196H167V195H164V194H166ZM170 193H173L175 196L171 197V194H170ZM212 193H213V195H212ZM210 194H211V195H210ZM159 195L163 196V199L165 198V200L160 199V198H159ZM205 195H206V196H205ZM208 195H209L210 197H208ZM161 196H160V197H161ZM211 196H212V197H211ZM149 197H151V198H149ZM167 197H168L169 199H168ZM197 197H198V198H197ZM213 197H215V198H214V201L211 200V199H213ZM221 197H222V198H221ZM161 198H162V197H161ZM172 198H173V199L176 198V199L173 200ZM177 198H178V200H177ZM199 198H200V199H199ZM156 199H157V201H156ZM159 199H160V200H159ZM206 199H207V200H206ZM176 200H177V201H176ZM155 201H156V202H155ZM226 202H225V203L223 202V206H225ZM127 204L130 205V203H127ZM165 204H166V205L168 204V205L165 206ZM173 204H177V205H173ZM211 204H212L213 206H212ZM154 205H155V206H154ZM206 205H207L208 207H207ZM174 206H175V207H174ZM147 207H148L149 209H147ZM166 207H167V208H166ZM168 207H169V208H168ZM171 207H172V209H170ZM220 207H222V205H221ZM126 208L129 209V210H127ZM151 208H152V209H151ZM156 208H158V209H156ZM162 208H164L165 210L168 209V210H166V211H168V212L165 211L166 214H165V212L163 213L164 210H163ZM175 208L177 209V212L175 211V210H176ZM182 208H184V209H185L184 211H186V212H184ZM216 208L218 209L219 206L213 208L212 210H216ZM153 209H154V210H153ZM169 209H170V210H169ZM187 209H188V210H187ZM221 209H222V208H221ZM126 210H127V211H126ZM143 210H144L145 212H144ZM152 210H153V211H152ZM156 210H157V211H156ZM180 210H181V211H180ZM219 210H220V209H219ZM148 212H149V213H148ZM180 212H184V213H181V215H180V214H179ZM116 213H117V215L120 214V213H122V214L116 216V215H115ZM123 213H124V214H123ZM157 213H158V214H157ZM159 213H160V217H158V216H159ZM168 213H170V214H168ZM171 213H172V215H171ZM173 213H174V215H173ZM175 213H176V214H175ZM126 214H129V215L127 216ZM131 214H133V215L131 216ZM145 214H146V215H145ZM167 214H168V216H167ZM182 214H183V215H182ZM123 215H124V216H123ZM157 215H158V216H157ZM162 215H163V216H162ZM170 215H171V217H173V218H171ZM120 216H121V218H118V217H120ZM125 216H126V217L131 216L133 219H132L131 217H129V218H131V219L128 218V219H129V220H128ZM136 216H137V217H136ZM138 216H140V217H142V218H140V217H138ZM146 216H147V217H146ZM150 216H151V218H148V217H150ZM166 216H167V217H166ZM175 216H177L176 219H175ZM185 217H186V216H185ZM185 217H184V219H185ZM115 218H116L117 221L115 220ZM123 218H126V219H124L125 222H126V224H125L124 221L122 220ZM119 219H120V221H119ZM148 219H149V220H148ZM204 219H205V216H204V218L202 217L201 220L203 221ZM126 220H127V221H126ZM130 220H131V221H130ZM121 221H123V225H122ZM138 221H137V222H138ZM148 221H149V222H148ZM169 221H170V222H169ZM119 222H120V223H119ZM168 222H169V223H168ZM117 223H119L120 225L117 226ZM130 223H131V225H133L134 227L131 226ZM203 223H205V220L203 221ZM128 224H129V225H128ZM136 224H137V223H136ZM121 225H122V226H121ZM131 227H132V228H131ZM123 228H120V229H121V231H122L123 233H125V232H126V231H125L126 229H124V231H123ZM120 229H119V230H120ZM129 232L132 233V230H131V231H128V232H126V233H129ZM126 233H125V234H126ZM123 235H124V234H122V236H123ZM88 237H89V236L84 237V238L82 237V238L79 239V240H80V242H81V241L84 242V243L87 242L86 244L89 243L90 247H92V244H91V243H92V239H90V237H89V238H88ZM22 238H23V236H21V239H20V236L18 237L19 242H20V241L23 242V239H22ZM85 241H86V242H85ZM84 243H81V244H84ZM256 243H257V244L260 243V244L257 245V246H261V245H263V244H261L260 241H259V242H256ZM30 245H33V244L30 243ZM76 246H77V247H76ZM76 246H75V248H77V250H75V248H74L73 251L69 252V253H70V256H72L73 259H71L69 256H67V253H68V252H67V253L64 252V254H66V255H64L62 252H58V251H57L58 253H57V252H53L54 254H53L52 256H53V258H54V256H56V257L58 256V260L56 261L57 258H56V259L54 258V260H55L56 262L53 261L51 264H59V263H60V264H67V263L69 262V259H70V260H74V258L77 259V260L75 259L76 261L74 262V264H75L77 261H78V262H77L78 264L85 263V262L89 264V260H87V259L85 258V257H87V256H85V257L82 256L85 252H88V253H89L88 245H86V247H87L86 249L84 248L85 244H84L82 247H81L80 243H79V245H76ZM214 246L217 247V246H219V245H213V249H214ZM23 247H24V246L22 245V246H21V250H23L24 252L27 251V249H25V248H23ZM31 247H35V245H34V246H31ZM189 247H190V248H189ZM194 247H195V248L199 247V248L201 249V250L199 249L201 252H200V251L197 252V251L195 250ZM194 247L189 245V246L186 247V248H177L176 250H172V251H171V250H166V251H164V254H163L164 257H163V259H161L160 261H157V263L155 262V264H166V263H164V259H166L165 261H168V262H169L170 260H173L174 257L177 258V256H176L174 253H179V252H180L181 254H183V255H184V253H185V255H184V256H185V264H198V263L200 264V262H201V264H219V263L221 264V263H223V262L226 263V261H227L226 264H232V259L229 258L230 255H228V253H227L225 250H223V248L221 249V248L217 247V249H215V250H217L216 253H218V255H219V251H218V250H220V251L222 250V251L224 252V253H222V251L220 252V253H221V256H220V257H219L217 254H215V250H214L213 252H212L211 250H209L210 252H208V250H206L208 253H210V255H211V253H213V254L211 255V257H210L209 254H208L209 256L207 255V252H206V251H203V250H205V249H203V247H200V245L196 244V246L194 245ZM78 248H79L80 250H81L82 248H84L83 250H85V252L82 251V250L79 251ZM193 248H194V249H193ZM87 249H88V251H87ZM202 249H203V250H202ZM190 250H191V251H190ZM197 250H198V249H197ZM74 252H75V253H74ZM79 252H82V253H83V254L80 253V255L82 256L81 258H80ZM173 252H174V253H173ZM186 252H187V253H186ZM192 252H195V254H194V253L192 254ZM205 252H206V253H205ZM225 252H226V253H225ZM69 253H68V255H69ZM88 253H85V254L88 255ZM170 253H171V254H170ZM180 253H179V254H180ZM198 253H200V254L202 253L201 256H203V258H202L200 255H198ZM204 253L207 255L206 257L204 256V255H205ZM42 254H43V253H41V254L38 253L37 256H34V257L36 258V257H38L39 255L41 256ZM55 254H57V255H55ZM77 254H78L79 256H78ZM85 254H84V255H85ZM169 254H170V257H171L170 260H168V259H169ZM188 254L191 255V256H189ZM223 254L226 255V257H225V255H224L225 258L222 257ZM44 255H45V254H43L42 256L45 257ZM193 255H195V256L197 255V256H198V257L196 256L195 258L193 257V258H194L193 260H197V262H194L193 260L190 261L192 258H191V259H187L188 256H189V257H192ZM40 256H39L38 258H41V257H42V256H41V257H40ZM64 256H65V257L67 256L66 258H68V257H69V258H68V259H65ZM186 256H187V257H186ZM199 256H200V261H198V260H199ZM214 256H215V257H214ZM217 256H218V258H217ZM165 257H168V258H165ZM189 257H188V258H189ZM221 257L224 258V261H223V259H222ZM176 258H174V259H176ZM220 258L222 259V260H221L222 262L220 261ZM177 259H178V258H177ZM83 260H85V261H83ZM67 261H68V262H67ZM229 261H230V262H229ZM57 262H59V263H57ZM66 262H67V263H66ZM72 262H73V261H71V263H72ZM168 262H167V264H169ZM170 262H171V261H170ZM175 262H176V260H173L172 264H173V263L176 264ZM183 263H184V262H183ZM183 263H182V264H183ZM258 263H259V264H264V261L261 262V260H258ZM258 263H257V262H254L253 264H258ZM93 264H94V263H93ZM153 264H154V263H153ZM177 264H178V262H177ZM223 264H224V263H223Z\"/></svg>","mask_w":264,"mask_h":264}]
</instances>
